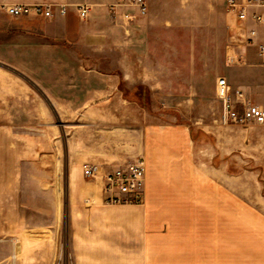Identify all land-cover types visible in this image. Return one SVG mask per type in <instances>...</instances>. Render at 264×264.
<instances>
[{"label": "rangeland", "instance_id": "374dc122", "mask_svg": "<svg viewBox=\"0 0 264 264\" xmlns=\"http://www.w3.org/2000/svg\"><path fill=\"white\" fill-rule=\"evenodd\" d=\"M227 2L148 0L147 15L121 22L115 42L106 48L105 61L84 62L80 67L75 62L67 63L72 70H82V76L52 79L67 82L70 87L100 86L104 80L118 85L129 102L122 104L123 109L57 110L44 90L49 86L48 79L28 77L0 61V86L19 91L18 101L24 106L21 118L26 125L19 129L47 135L57 143V154L41 166V182L47 188L25 191L30 201L41 204L39 211L30 212L32 222L52 220L57 230L51 241L57 239L61 252L53 264L72 263L67 135L77 131L89 143V153L111 156L112 160L103 164L109 170L139 157L153 166L149 150L168 149L166 137H156L161 129H175L165 132L176 140L169 148L184 152L192 148L194 163L202 169L201 261L264 264V125L224 122L216 93L221 77L237 90V69L249 64L248 60L241 66L227 63L230 49H240L232 47L236 45L234 20L228 15ZM130 9L137 14L135 8ZM250 49L257 52L254 47ZM80 123L90 125L80 130ZM209 166L216 167L218 184L223 177L215 206L207 204L204 170ZM225 182L232 188V200L223 190ZM22 252L17 237H0V264H31L26 258L32 255L24 258Z\"/></svg>", "mask_w": 264, "mask_h": 264}, {"label": "crops", "instance_id": "0c3cea01", "mask_svg": "<svg viewBox=\"0 0 264 264\" xmlns=\"http://www.w3.org/2000/svg\"><path fill=\"white\" fill-rule=\"evenodd\" d=\"M13 3L68 5L69 11L52 20H8L0 9L1 62L28 77L48 79L49 86L44 90L57 110L123 109L122 104H129L118 85L105 80L100 86L70 87L67 82L52 79L82 76V70H72L67 63L75 62L80 67L84 62L105 61L106 48L115 42L121 22L129 21L124 14L133 13L130 8H112L117 0H0V5ZM78 4L92 7L87 19H80L75 10ZM259 41L264 43V37ZM252 47L257 52L247 50L249 64L237 69L240 78L234 86L244 92L249 103L263 105L264 54L257 46ZM107 77L114 79L115 75ZM18 94L0 86V237H17L24 258L32 255L27 262L50 264L52 259L53 264L61 252L57 239L51 241L57 230L52 220L32 222L30 212L39 211L41 204L30 201L25 191L47 188L41 182V166L57 154V143L47 135L19 129L26 123L21 118L24 106ZM89 125L80 123L78 127L84 130ZM170 130L175 129L156 133L157 138L166 137L168 149L149 150L154 164H147L146 200L141 205L106 204L102 181L86 180L83 168L86 164L103 165L112 160L111 156L89 153V143L77 131L67 135L71 264H233L227 260L201 261L202 169L194 163L192 148L185 152L169 148L176 141L165 134ZM204 173L207 204L215 206L223 177L220 175L218 184L216 167L209 166ZM223 185L232 200V188L226 182Z\"/></svg>", "mask_w": 264, "mask_h": 264}, {"label": "built area", "instance_id": "2783aa9c", "mask_svg": "<svg viewBox=\"0 0 264 264\" xmlns=\"http://www.w3.org/2000/svg\"><path fill=\"white\" fill-rule=\"evenodd\" d=\"M135 8L137 15L145 16L148 13V0H117L112 8ZM0 9L12 18H39L52 20L58 16H66L68 5L50 3L36 4H3ZM80 19H87L92 7L88 4L75 6ZM228 15L234 20L232 47H239L238 51L228 53L227 63L231 66H241L246 62L247 49L257 46L260 54H264V0H228ZM127 20H133L136 15L126 13ZM261 29H263L261 31ZM240 43V44H239ZM217 97L222 106V119L238 125L261 124L264 125V104H251L247 101L242 90H234L229 81L221 77L216 85ZM84 177L87 179H100L103 184L104 201L109 205H141L146 200V175L147 161L139 157L124 166L109 170L100 164H86L83 168Z\"/></svg>", "mask_w": 264, "mask_h": 264}, {"label": "trees", "instance_id": "16d2710c", "mask_svg": "<svg viewBox=\"0 0 264 264\" xmlns=\"http://www.w3.org/2000/svg\"><path fill=\"white\" fill-rule=\"evenodd\" d=\"M192 137H193V139L196 141L197 140V137L195 136V135H193V133H192Z\"/></svg>", "mask_w": 264, "mask_h": 264}]
</instances>
